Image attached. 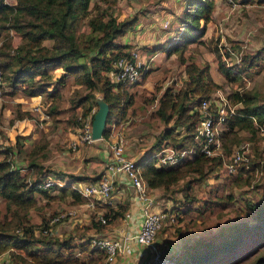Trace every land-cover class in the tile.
<instances>
[{"label":"rangeland","instance_id":"1","mask_svg":"<svg viewBox=\"0 0 264 264\" xmlns=\"http://www.w3.org/2000/svg\"><path fill=\"white\" fill-rule=\"evenodd\" d=\"M5 1L16 2V0ZM211 1L213 6L210 12L202 14L198 28L193 30L196 35L180 39L184 26L181 16L187 8L186 0H91L90 6H93V3L102 5L118 19L137 17L133 28L129 29L126 35L118 37L120 42L130 43L143 62L142 74L138 82L129 87V91L134 95L133 105L129 106L125 116L116 122L117 130H122L126 140V153L129 158L146 163L150 160V152L158 146L154 145L158 139L168 144L181 140L182 133L179 132L177 135L176 131L172 134L175 141L165 138L163 132L171 124L164 123L151 114L156 107L161 90L169 87L177 91L187 76L185 66L179 59L181 50L180 52L173 49L167 51L171 44L181 47L184 55L187 58H193L198 64H208L211 77L220 85L210 93L211 96L222 95L229 99L235 110L239 106V103L234 100L235 91H248L259 101L264 100V2ZM78 29L87 31L86 19L81 21ZM9 34L12 46L21 42L19 33L10 29ZM2 42L1 37L0 47ZM44 43L50 45L51 41L45 40ZM215 47L221 54L227 51L222 55L226 65L230 66L233 69L232 73L236 74L232 76L233 78L226 77L220 71L218 51ZM258 52L260 54L256 65L251 68L242 67V54ZM237 69L240 70L236 72ZM63 71V68L59 67L52 72L54 81L62 75ZM52 83L48 84V89H52ZM23 87H26L23 83L13 86L9 82L2 81L0 77V110L2 112L0 160L7 153L12 167L18 168L20 173L26 176L27 182H32L36 178L33 168L29 165V162L33 161L42 165V176L53 175L63 183L62 186L48 189V196L36 193V201L29 210L30 219L27 223L33 225L34 234L37 237L43 236L42 229L45 224H49L51 230L47 234L60 240L68 239L73 247L69 250L62 249V251L74 253L79 258L76 264H107L104 255L92 249L89 244L90 233L95 230L91 220L106 211L108 205L116 206V203H122L126 191L124 188L116 191L117 186H115L111 203L100 206L98 205L101 203H96V213L89 210L90 218L85 224H80L79 221L74 222L78 212H84L86 209L81 206L85 199L81 197V201H76L71 192L72 183L95 178L103 171L98 142L92 145L80 144L75 149L70 147L74 134L81 132L82 126L90 120V114L96 111L98 105H94L87 115L82 116L83 106L74 104L78 95L75 91L81 90L80 95H83L87 89H82L81 85L73 83L72 78H69L68 82L56 88L60 98L55 103L59 105L60 111L56 115L57 121H54L49 108L59 94L50 97L45 94L28 95L23 91ZM92 92L96 100H101L98 86ZM36 106L38 108H35ZM19 109L24 114L22 119H16V111ZM76 115L79 124L72 125L67 122ZM90 124H92V117ZM262 126L255 135L244 129L237 130L238 141L230 143L229 153L225 152L223 146L221 165L208 176L194 179L190 189H186V181L189 176L196 177L194 174H188L189 176L175 181L167 180L169 186L164 188L162 184L149 186L140 167L147 192L154 196L158 205L166 206L174 213L179 212L178 209H180L179 221L160 230L156 236L159 242L163 241L162 245L169 243L167 254L175 257V263L176 261L179 263L178 257L180 261H184L182 254L185 246L193 241L201 238L214 243L220 241L223 237H218L220 226L234 219L244 208L243 199L250 198L253 201L258 199L260 205H264V125ZM220 141L223 145L221 134ZM240 145L247 146L245 153L249 157V167L251 163H255L256 166L253 169L251 167L248 172L244 170L240 172L238 168L245 164H239L235 172H228L225 169L226 158ZM39 146L40 149L35 152L34 149ZM164 170L168 172L165 173L166 175L171 173L169 167ZM211 191H215L218 195L231 194L233 198L230 202L226 199H221L220 203L211 202L205 212L198 211L197 208L203 206L207 199H210L209 201L214 199L210 198ZM191 198L194 200L186 202ZM187 207H191L190 214L181 211ZM70 210H76V212L69 214ZM4 213L5 209L0 207V215ZM56 215L59 216V222L51 224V219ZM248 219H252L251 223L254 222L253 218ZM113 227L112 223H109L101 230ZM82 239L88 240V244L80 248ZM165 248V246L161 247L162 250ZM17 259L7 250L0 253V264H14ZM131 264H136V260Z\"/></svg>","mask_w":264,"mask_h":264},{"label":"trees","instance_id":"2","mask_svg":"<svg viewBox=\"0 0 264 264\" xmlns=\"http://www.w3.org/2000/svg\"><path fill=\"white\" fill-rule=\"evenodd\" d=\"M186 1L187 8L181 16L184 26L180 39L196 35L193 30L198 28L199 18L204 12L208 14L213 6L211 0ZM90 5L91 0H16L15 3L0 0V38H3L0 47L1 80L13 86L23 83L26 87L22 89L28 95L45 94L50 97L58 93V98L51 102L49 108L54 121H57L56 115L60 111L59 105L55 103L60 98L56 88L68 82L69 78H72L73 83L81 85L82 89H87L83 95H80L81 90L75 91L78 95L74 104L83 106L82 116L87 115L94 105H98V100L92 92L96 86L101 100L109 106L108 123L121 120L134 102V95L129 91V87L138 81L114 83L107 73L113 68L115 60L130 55L132 45L120 42L118 37L126 35L128 30L133 28L137 17L118 19L108 8L95 3ZM83 19H86L87 31L78 29ZM10 29L21 37V42L16 46L11 44ZM45 40L51 41V44H45ZM171 49L179 52L181 50L179 59L185 66L187 76L177 91L169 87L161 90L151 114L164 123L171 124L163 132L165 138L175 141L172 134L178 129L177 135L182 133L181 140L172 143L177 147L193 146L195 154L192 159L171 166L169 175L165 174L168 172L164 168L151 165V161L137 163L142 164L149 186L162 184L167 188V180L175 181L189 176L188 174H194L196 177L189 176L186 181V189H190L194 179L208 176L222 163L221 156L207 157L202 154L194 140L195 127L200 118L195 106L203 99L210 98V93L220 85L211 77L207 63L198 64L193 58H187L181 47L171 44L167 51ZM215 49L218 51L220 71L226 77H234L236 74L232 73L233 69L226 65L223 59L222 54L227 51L221 54L217 47ZM259 54H242V67L251 68L256 65ZM59 67L64 71L54 81L52 72ZM49 83H52V89H48ZM233 96L239 106L234 114L225 118V129L221 132L226 153L230 151V143L238 141L237 130L244 129L255 135L264 125V100L259 101L248 91H235ZM76 117L77 115L67 122L72 125L79 124ZM22 118L24 114L19 109L16 111V119ZM1 120L0 110V123ZM109 130V127H106L103 135H107ZM161 142V139H158L154 145ZM39 149L40 146L34 151ZM29 165L36 176L32 182H27L26 176L22 175L18 168L12 167L7 153L0 160V207L5 209V213L0 215V253L5 250L12 252L18 258L14 264H76L79 258L74 253L62 251L73 247L68 239L60 240L47 234L48 232L37 237L33 225L27 223L30 219L29 210L36 201V193L48 196V189L37 187V182L42 176V165L33 161H30ZM255 166V163H251L250 169L240 166L238 170L248 172ZM71 192L76 201L82 200L75 190L72 189ZM211 193L210 198L214 199H207L203 206L197 208L198 211L205 212L211 202L220 203L221 199L230 202L233 198L231 194L218 195L215 191ZM193 200L191 198L186 202ZM242 202L244 208L238 215L220 226L218 237L223 236L220 241L214 243L205 238L193 241L185 246L182 254L184 261H180L178 257L179 263L176 261L174 264H264V205H260L258 199L253 201L245 198ZM128 208V200L124 199L122 203H116V206L108 205L102 213L105 222L92 219L91 224L99 231L106 224H113L122 218ZM178 210L176 221H179L181 213L180 209ZM181 211L190 214L191 207ZM243 217L245 218L242 219ZM250 217L254 219L253 223L250 222L252 219H248ZM167 227L170 226L161 230ZM44 228L48 229L49 224H45ZM87 244L88 240L82 241L80 248Z\"/></svg>","mask_w":264,"mask_h":264},{"label":"built area","instance_id":"3","mask_svg":"<svg viewBox=\"0 0 264 264\" xmlns=\"http://www.w3.org/2000/svg\"><path fill=\"white\" fill-rule=\"evenodd\" d=\"M142 65L143 62L139 53L136 49H132L130 55L119 57L114 61L113 68L108 71L107 75L114 83L120 81L134 83L139 80L142 74ZM197 110L200 118L195 127L194 140L199 151L207 157L221 156L222 158L223 145L220 141V134L225 129V118L235 113V107L230 104L229 99L222 95H217V97L212 95L210 98L203 99L197 105ZM93 114H90V120H86L87 122L82 126L81 132L74 134L70 147L75 149L80 144L92 145L94 142H98L103 171L95 178L72 183L73 190L85 199L81 206L96 213V203H101L98 206L110 204L115 186L123 185L131 191L132 197L139 201L141 223L137 229L123 230L122 227H117L111 235L95 233L89 239L91 248L104 255L105 263L115 264L125 248L134 243L135 245L147 246L152 250L149 264H174L175 257L167 254L164 250L161 251L157 247L155 239L162 228L174 224L176 213L166 207L160 208L155 198L148 194L140 170L142 164H138L136 160L128 157L126 140L122 130H117L118 123H107L106 127L110 129L107 135H102L97 139L92 137V124L90 123ZM246 149V145H240L226 158L225 169L228 172H235L239 164H245L243 166L246 169L249 168V157L245 153ZM194 154L193 146L177 147L173 143L168 144L166 141H162L150 152L149 161H151V165L157 168H170L179 162L192 159ZM62 184L60 179L48 174L40 178L37 187L50 189L51 187L62 186ZM64 184H66L65 181ZM75 212L76 210H70L69 214ZM129 216L130 212L127 209L122 218L119 219L124 220ZM96 219L102 223L105 222L102 213ZM59 220V216L56 215L50 223H57ZM50 230L51 228H43L42 233H47Z\"/></svg>","mask_w":264,"mask_h":264},{"label":"crops","instance_id":"4","mask_svg":"<svg viewBox=\"0 0 264 264\" xmlns=\"http://www.w3.org/2000/svg\"><path fill=\"white\" fill-rule=\"evenodd\" d=\"M121 188H124L126 191L124 195V200H128V203H129L128 212H130V216L124 220L117 219L116 223L112 224V226L114 227L111 229L108 228L104 231L103 230H99V231L92 230L90 233L91 235L95 233L101 234V235H111L113 234L114 230L117 227H122L123 230L137 229L139 227L141 223V214L139 211V201L136 198L134 199L132 197L131 191L128 188H125L123 185L117 186L116 191H118ZM158 206L156 207L158 208ZM162 207H166V206H162ZM89 210L90 209L86 208L84 212L82 211L78 212L77 216H75L76 220L74 222L77 223V221H79L80 224H85L90 218L91 210L90 212ZM82 240L84 241V239ZM155 242L158 248L161 249V247L165 246L166 248L163 250L165 252L168 251L169 243H165V245H162L163 241L162 243L159 242L158 238L155 239ZM163 250L161 249V251ZM151 257H152V250L149 247L144 246V245H137V244L135 245L134 243H132L128 245L123 251V253L119 255V259L117 263L115 264H131L134 260H136V264H149Z\"/></svg>","mask_w":264,"mask_h":264},{"label":"water","instance_id":"5","mask_svg":"<svg viewBox=\"0 0 264 264\" xmlns=\"http://www.w3.org/2000/svg\"><path fill=\"white\" fill-rule=\"evenodd\" d=\"M109 113V106L104 100L98 101V108L93 114L92 118V137L97 139L103 135L107 126V117Z\"/></svg>","mask_w":264,"mask_h":264}]
</instances>
